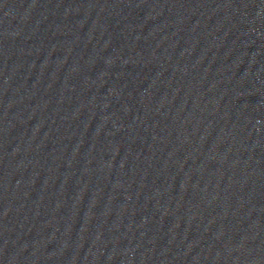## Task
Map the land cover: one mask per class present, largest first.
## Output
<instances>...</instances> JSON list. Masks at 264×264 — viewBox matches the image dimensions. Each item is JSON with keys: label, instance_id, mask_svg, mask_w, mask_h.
<instances>
[{"label": "water", "instance_id": "obj_1", "mask_svg": "<svg viewBox=\"0 0 264 264\" xmlns=\"http://www.w3.org/2000/svg\"><path fill=\"white\" fill-rule=\"evenodd\" d=\"M0 264H264V0H0Z\"/></svg>", "mask_w": 264, "mask_h": 264}]
</instances>
